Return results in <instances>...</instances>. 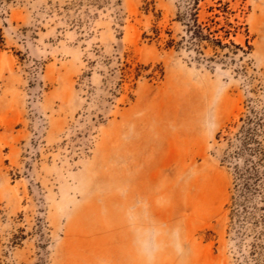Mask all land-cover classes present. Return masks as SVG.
<instances>
[{"label": "rangeland", "instance_id": "1", "mask_svg": "<svg viewBox=\"0 0 264 264\" xmlns=\"http://www.w3.org/2000/svg\"><path fill=\"white\" fill-rule=\"evenodd\" d=\"M0 264H264V0H0Z\"/></svg>", "mask_w": 264, "mask_h": 264}, {"label": "trees", "instance_id": "2", "mask_svg": "<svg viewBox=\"0 0 264 264\" xmlns=\"http://www.w3.org/2000/svg\"><path fill=\"white\" fill-rule=\"evenodd\" d=\"M197 15V13H196ZM193 29L192 30V33H193V38L194 39H197V40H204V39H209L210 37L205 35L203 33V27L201 24L198 23V19H197V16H196V19H194V24H193ZM192 38V39H193Z\"/></svg>", "mask_w": 264, "mask_h": 264}]
</instances>
